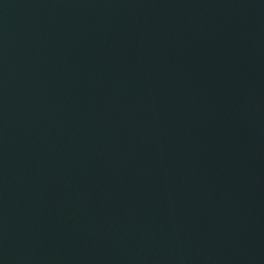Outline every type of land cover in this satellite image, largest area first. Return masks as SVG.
<instances>
[{
    "label": "water",
    "instance_id": "95a60500",
    "mask_svg": "<svg viewBox=\"0 0 264 264\" xmlns=\"http://www.w3.org/2000/svg\"><path fill=\"white\" fill-rule=\"evenodd\" d=\"M0 264H264V0H0Z\"/></svg>",
    "mask_w": 264,
    "mask_h": 264
}]
</instances>
